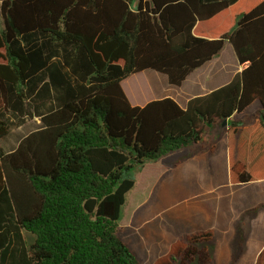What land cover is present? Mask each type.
I'll list each match as a JSON object with an SVG mask.
<instances>
[{
  "label": "trees",
  "instance_id": "trees-1",
  "mask_svg": "<svg viewBox=\"0 0 264 264\" xmlns=\"http://www.w3.org/2000/svg\"><path fill=\"white\" fill-rule=\"evenodd\" d=\"M225 43L242 69L183 107L133 105L121 86L145 70L180 86ZM32 119L39 128L0 147V264H139L118 220L147 162L188 150L142 222L201 170L264 180V0H0V140ZM262 208L236 218L225 264L240 263ZM214 236L182 233L152 264H218Z\"/></svg>",
  "mask_w": 264,
  "mask_h": 264
},
{
  "label": "rangeland",
  "instance_id": "rangeland-1",
  "mask_svg": "<svg viewBox=\"0 0 264 264\" xmlns=\"http://www.w3.org/2000/svg\"><path fill=\"white\" fill-rule=\"evenodd\" d=\"M241 69L242 66L236 62L231 46L225 43L215 60L194 71L180 86L169 85L164 75L152 70L130 76L121 82V86L133 105H143L151 99L165 96L184 102L193 95L206 93L226 82L235 71ZM39 127L38 119L27 120L25 124L12 129L0 140L1 149L4 152L13 150L23 136ZM218 130L219 128L214 133L217 134ZM187 152V149L177 150L156 161L147 162L136 172L135 186L127 194L118 220V225L122 227L118 235L137 255L139 264H152L159 255L167 251L169 244L180 234L207 229L208 227L203 228L205 224L223 216L224 208L233 204L231 195L237 191V194L244 191L242 187L245 186L226 185L222 182L221 176L215 175L210 179L204 170H201L196 174L194 179L197 180L191 183V186L185 190L177 188L171 193L166 200V203L171 204L169 208L142 222L143 215L154 204L156 189L170 176V165L178 159L185 158ZM219 162L217 157L214 158L211 167L221 169ZM187 176L191 178L189 181L193 179V176ZM180 179L183 178L176 180ZM249 186L248 190L255 188L254 185ZM221 231L223 228H219L218 233H215L210 250L213 263L225 264L229 258L230 240L223 241ZM24 235L28 240L32 238L27 232H24ZM262 239L261 234H253L248 239L239 264H254Z\"/></svg>",
  "mask_w": 264,
  "mask_h": 264
},
{
  "label": "crops",
  "instance_id": "crops-1",
  "mask_svg": "<svg viewBox=\"0 0 264 264\" xmlns=\"http://www.w3.org/2000/svg\"><path fill=\"white\" fill-rule=\"evenodd\" d=\"M235 72H237V71H235ZM229 80H227L226 82H228ZM226 82H224V83H222V84H220V85H218V86H216L214 88H217V87L225 84ZM214 88H212V89H214ZM200 94H203V93H200ZM197 95H199V94H197ZM193 96H195V95H193ZM189 98H187L184 102H179L176 99H174V100H176L178 102V104L183 107V106H185V103H186V101ZM257 184H260V185H257ZM249 185H254L255 188H253V189L251 188V190L250 189L248 190V188H250ZM230 186H245V187H242L243 190H244L243 193L237 194L238 193V191H237V192H235V193H233L231 195V196H233L232 200H231V203H233V204H231L230 206L228 205V207L224 208V210H223L224 211V215L223 216H221L218 219L213 220L212 223L210 222L208 224H205V226L203 227V228H207V227L208 228H212L215 233H218L219 228L220 229L223 228V231H221L222 232L221 235L223 237L222 238L223 241H229L231 239L232 234H233V222L238 217V215L241 213V211H243V210H245L247 208H250V207H252V206L264 201V180L263 181H258V182H251V183L241 184V185H230ZM258 186H261V187L258 188ZM259 192L261 194H259ZM253 234H255V235L256 234H261V235H263V239H262L263 242H262L261 247H260V249H261L264 246V208L259 210L257 216L251 221L250 232H249L248 239L250 237H252ZM248 239H247V241H248ZM247 241H246V243H247Z\"/></svg>",
  "mask_w": 264,
  "mask_h": 264
},
{
  "label": "water",
  "instance_id": "water-1",
  "mask_svg": "<svg viewBox=\"0 0 264 264\" xmlns=\"http://www.w3.org/2000/svg\"><path fill=\"white\" fill-rule=\"evenodd\" d=\"M226 123H227V120H224L222 125H225Z\"/></svg>",
  "mask_w": 264,
  "mask_h": 264
}]
</instances>
